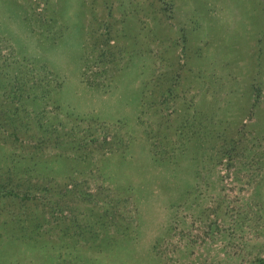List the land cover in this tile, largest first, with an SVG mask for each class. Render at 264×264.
Wrapping results in <instances>:
<instances>
[{
  "label": "rangeland",
  "instance_id": "obj_1",
  "mask_svg": "<svg viewBox=\"0 0 264 264\" xmlns=\"http://www.w3.org/2000/svg\"><path fill=\"white\" fill-rule=\"evenodd\" d=\"M54 81L0 142L48 189L0 199V264H264V0H0V95Z\"/></svg>",
  "mask_w": 264,
  "mask_h": 264
},
{
  "label": "trees",
  "instance_id": "obj_2",
  "mask_svg": "<svg viewBox=\"0 0 264 264\" xmlns=\"http://www.w3.org/2000/svg\"><path fill=\"white\" fill-rule=\"evenodd\" d=\"M109 42V39H104V44L109 46ZM96 56L99 60H102L104 53L99 52ZM46 73L49 74V72ZM29 80L31 78L27 82H31ZM27 82L6 83L8 88L6 87L2 95H0V142L2 144L19 147L26 146L28 144L27 139H33L34 135L29 128V118L26 117L28 113H24V109L19 107L20 101L22 98H31L32 100L48 98L52 93L51 91L54 92L60 86L59 81H54L51 87H47V83L45 87V85H41L42 83ZM6 89L8 90L6 91ZM83 131L85 132L86 130ZM86 135L83 134L72 143L86 147L96 141L95 138H88ZM105 138L104 135L103 139L105 140ZM22 180L18 177L12 178L11 175H0V199L8 198L19 207H26L27 203L40 202L45 197L48 190L46 187ZM67 191L69 190L67 189ZM77 194L82 198L91 197L89 192H78ZM114 208V205L110 206L108 202H103L102 211L104 214H111V210H114Z\"/></svg>",
  "mask_w": 264,
  "mask_h": 264
}]
</instances>
